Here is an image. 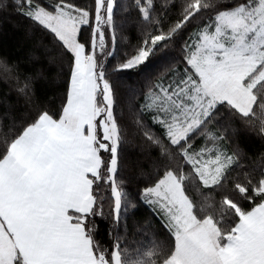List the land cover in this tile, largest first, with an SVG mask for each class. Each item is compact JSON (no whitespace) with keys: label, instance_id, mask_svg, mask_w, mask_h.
Masks as SVG:
<instances>
[{"label":"snow or ice","instance_id":"6c2138e0","mask_svg":"<svg viewBox=\"0 0 264 264\" xmlns=\"http://www.w3.org/2000/svg\"><path fill=\"white\" fill-rule=\"evenodd\" d=\"M117 11L119 0H0V18L28 45L19 62L0 52V264H264V150L249 155L218 126L227 110L264 144V0H132L122 12L142 38L111 63ZM226 14L239 27L224 29ZM206 37L219 68L242 65L222 94L193 62ZM160 46L178 59L136 98L129 134L115 76ZM59 82L57 94L40 95ZM73 103L86 111L82 130L65 118ZM122 144L147 161L136 168L138 196L126 190ZM70 181L90 189L83 210L70 206L79 200L65 191ZM139 201L167 236L152 217L118 231Z\"/></svg>","mask_w":264,"mask_h":264},{"label":"trees","instance_id":"16d2710c","mask_svg":"<svg viewBox=\"0 0 264 264\" xmlns=\"http://www.w3.org/2000/svg\"><path fill=\"white\" fill-rule=\"evenodd\" d=\"M132 0H119L121 11L116 12V32L117 38L114 42L113 54L108 58L111 63H119L127 55H130L134 46L141 40L140 31L133 27L129 21L131 17L128 13L122 12L124 7L131 4ZM181 0H178L180 3ZM17 22L20 24H27V18H17ZM13 21L11 19L0 18V52H4L11 60H19L22 58L23 52L27 49L28 45L21 38V34L13 31ZM123 33L128 37L127 41H123L119 38V34ZM178 59L176 49L164 48L162 46L157 47L149 58L138 67L132 69L123 70L122 74L115 76L119 85V93L117 97V103L115 105L116 115L120 118L123 125L128 129L129 134L134 130V126L131 121V112L135 110L137 99L142 93L147 82L153 77L155 78L161 72L165 70V67ZM50 72L55 71V65H51ZM62 87V82L54 85L44 84L39 86L40 95L43 98L53 96L57 94ZM2 88V86H0ZM236 117H230L227 110H223L221 116L218 119V126L222 129H227L226 135L230 137V143L239 142L246 147L249 155H255L259 151L264 150V144L260 139L255 136L254 133L247 131ZM231 125V127L229 126ZM232 127H235L238 132L236 135L232 133ZM122 157L129 164V168L125 169V178L128 183L126 184V190L131 195L138 196L139 188L143 186L144 178L138 177L136 174L137 165H143L147 167V161L144 159L138 148H132L128 145L122 144ZM202 199V198H200ZM206 207V205H205ZM133 217L137 221H142L145 217L153 218V227L157 234L167 236L166 229H163L159 221L153 216L151 208L139 201L137 209L133 213L127 214L122 212L120 226L118 231L123 234L125 228L128 230V234L131 235L135 225L133 224ZM98 223L101 226V232L108 231V222L102 218H98ZM139 237V234H137ZM103 238V237H102Z\"/></svg>","mask_w":264,"mask_h":264},{"label":"rangeland","instance_id":"374dc122","mask_svg":"<svg viewBox=\"0 0 264 264\" xmlns=\"http://www.w3.org/2000/svg\"><path fill=\"white\" fill-rule=\"evenodd\" d=\"M264 16V14H262ZM221 25L224 29L228 31L232 30L233 25L239 27V17L235 14H226L220 19ZM259 26V24H258ZM216 41L208 37L202 42L201 49L193 56L194 65L198 71V74L203 73L204 78L207 80V88L209 90H215L217 94H222L223 86L230 82L232 73L237 67L242 65H236L232 69H221L217 66L216 61L221 59L220 56L213 57V53L219 52L220 49L216 47H210L209 45H215ZM264 47V45H261ZM250 53H244V55H249ZM206 106V105H205ZM75 113V112H74ZM81 117V129L84 123L88 122V117L84 107L82 106Z\"/></svg>","mask_w":264,"mask_h":264},{"label":"crops","instance_id":"0c3cea01","mask_svg":"<svg viewBox=\"0 0 264 264\" xmlns=\"http://www.w3.org/2000/svg\"><path fill=\"white\" fill-rule=\"evenodd\" d=\"M75 112V113H74ZM65 118L67 119L68 125H75L79 129H81V117L79 115H82V105L80 103H73L68 106V108L65 111ZM82 130V129H81ZM72 131H75V128L72 129ZM62 143H65L67 145H72L74 143V137L71 135H62L59 137ZM83 139H87L86 137ZM72 155L75 156H81V153L73 151ZM65 191L73 196L79 197V200L74 205L70 206H77L81 210L85 207L87 202L90 199L91 192L90 189L85 190L83 185L79 181H70Z\"/></svg>","mask_w":264,"mask_h":264}]
</instances>
